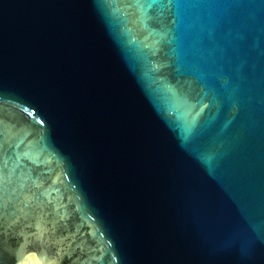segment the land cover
I'll return each mask as SVG.
<instances>
[{
    "label": "water",
    "instance_id": "1",
    "mask_svg": "<svg viewBox=\"0 0 264 264\" xmlns=\"http://www.w3.org/2000/svg\"><path fill=\"white\" fill-rule=\"evenodd\" d=\"M0 264H264V0H0Z\"/></svg>",
    "mask_w": 264,
    "mask_h": 264
},
{
    "label": "snow or ice",
    "instance_id": "2",
    "mask_svg": "<svg viewBox=\"0 0 264 264\" xmlns=\"http://www.w3.org/2000/svg\"><path fill=\"white\" fill-rule=\"evenodd\" d=\"M132 3L139 5L140 7H144L145 4L148 8L152 7H160L162 4L170 5L172 0H132ZM4 148V132L3 129L0 128V157L3 155ZM4 184H5V169L2 165H0V207H2L3 202V192H4Z\"/></svg>",
    "mask_w": 264,
    "mask_h": 264
}]
</instances>
